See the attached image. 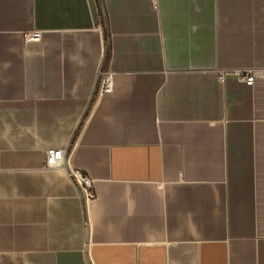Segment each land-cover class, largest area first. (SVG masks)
<instances>
[{"label":"crops","instance_id":"1","mask_svg":"<svg viewBox=\"0 0 264 264\" xmlns=\"http://www.w3.org/2000/svg\"><path fill=\"white\" fill-rule=\"evenodd\" d=\"M244 67L264 0H0V264H264V79L218 73Z\"/></svg>","mask_w":264,"mask_h":264},{"label":"built area","instance_id":"2","mask_svg":"<svg viewBox=\"0 0 264 264\" xmlns=\"http://www.w3.org/2000/svg\"><path fill=\"white\" fill-rule=\"evenodd\" d=\"M156 5L157 0H152ZM40 31L26 33V40H39ZM219 79L223 82L228 76H234L248 85H253L257 79H264V67H244L218 70ZM99 93L112 89V73L104 72L99 80ZM46 165L48 167L63 168L75 181L80 189L81 196L86 204L96 197L95 180L90 174L72 165V153L68 148H48L46 150Z\"/></svg>","mask_w":264,"mask_h":264}]
</instances>
